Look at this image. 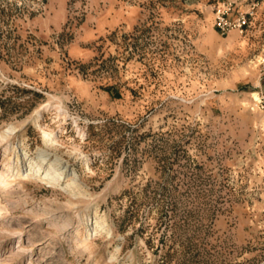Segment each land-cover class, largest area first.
Returning a JSON list of instances; mask_svg holds the SVG:
<instances>
[{
	"label": "rangeland",
	"instance_id": "rangeland-1",
	"mask_svg": "<svg viewBox=\"0 0 264 264\" xmlns=\"http://www.w3.org/2000/svg\"><path fill=\"white\" fill-rule=\"evenodd\" d=\"M263 58L264 0H0V176L66 167L0 182V264H264Z\"/></svg>",
	"mask_w": 264,
	"mask_h": 264
},
{
	"label": "bare ground",
	"instance_id": "bare-ground-1",
	"mask_svg": "<svg viewBox=\"0 0 264 264\" xmlns=\"http://www.w3.org/2000/svg\"><path fill=\"white\" fill-rule=\"evenodd\" d=\"M46 106H50V104H47ZM16 129H17L16 126H11L6 131L4 132L1 131L0 133V141L4 142V145L6 146L5 149L10 153H14L17 150L16 146L12 144V141L10 140L11 135L15 133ZM44 162H48L49 163L48 166L50 165L51 167L54 168V172L57 173V176H55V178L58 176L60 177V175H62L66 171L65 165L62 164L60 159L58 158L52 159L51 157H49V154H45L44 150L40 152L37 158L36 157L35 158L26 157L24 160L21 159L19 154L18 155L16 154L14 157H9L8 161L5 162L4 167L7 168V170L1 173L0 182L8 186L21 183L22 178H24L26 175L30 173L32 175H36L37 177L48 179L46 178L47 176L45 177L41 175L42 171L43 173L44 171H46L52 174L50 169L44 168V165H43ZM85 163L86 164L88 163L87 165H91L89 160H85ZM57 165L59 166L57 167ZM72 180L74 182V179ZM49 181L56 182V179L49 180ZM70 202H71L72 207L76 205L75 202L73 201H70ZM89 209H90V206H87L86 208H83V209L81 208V210L76 208L75 216L78 219L77 220L78 224L81 226V229L78 232L81 235L80 244L83 246L84 249L92 252L93 240H94L93 234L98 233L101 230H105L107 233H109L110 229H108L109 227L107 226L106 220L103 217H97V216L92 217ZM97 212L98 211L95 210V215L97 214ZM82 228H86L85 231H83Z\"/></svg>",
	"mask_w": 264,
	"mask_h": 264
},
{
	"label": "built area",
	"instance_id": "built-area-1",
	"mask_svg": "<svg viewBox=\"0 0 264 264\" xmlns=\"http://www.w3.org/2000/svg\"><path fill=\"white\" fill-rule=\"evenodd\" d=\"M253 14L252 11H246L238 12V16L234 21H229L228 19H225L224 17L219 18V27L222 29V31L228 30L231 26L235 25L238 26L239 28H243L248 24L249 21V16ZM264 64V58L263 62ZM259 104L264 108V88L259 92V99H258Z\"/></svg>",
	"mask_w": 264,
	"mask_h": 264
}]
</instances>
